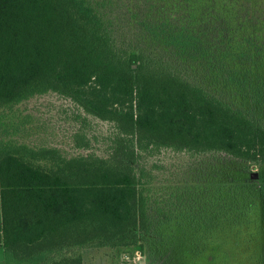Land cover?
Returning a JSON list of instances; mask_svg holds the SVG:
<instances>
[{
	"label": "trees",
	"instance_id": "trees-1",
	"mask_svg": "<svg viewBox=\"0 0 264 264\" xmlns=\"http://www.w3.org/2000/svg\"><path fill=\"white\" fill-rule=\"evenodd\" d=\"M100 5L0 0V264H84L85 248L142 249L150 225L142 152L264 163V9L214 0L208 16L143 14L141 35L154 43L137 49L112 39ZM47 91L114 123L107 156H66L10 136L9 111ZM186 189L188 216L199 194L211 206L214 195L245 190L211 180Z\"/></svg>",
	"mask_w": 264,
	"mask_h": 264
},
{
	"label": "rangeland",
	"instance_id": "rangeland-1",
	"mask_svg": "<svg viewBox=\"0 0 264 264\" xmlns=\"http://www.w3.org/2000/svg\"><path fill=\"white\" fill-rule=\"evenodd\" d=\"M98 1L112 39L137 49L154 43V39L142 37L140 15L163 11L205 16L214 13V0H191L189 5L185 0ZM243 1L250 4V10L264 9V0ZM197 78L218 92L209 81H202L200 75ZM230 100L241 105L236 98ZM5 119L16 141L34 147H57L66 156H107L117 133L112 121L86 112L70 97L55 91L21 101ZM77 140L87 144L77 146ZM139 164L145 168L148 181L144 194L150 223L141 241L142 249L131 245L85 248L84 264H260L264 250V163L255 166L216 153L194 155L163 149L142 152ZM253 171L257 175L252 177ZM207 180L225 192L230 186L237 190L243 186L245 190L228 200L214 195L211 206H206V195L199 194L190 208L195 212L188 216L187 186H202Z\"/></svg>",
	"mask_w": 264,
	"mask_h": 264
},
{
	"label": "water",
	"instance_id": "water-1",
	"mask_svg": "<svg viewBox=\"0 0 264 264\" xmlns=\"http://www.w3.org/2000/svg\"><path fill=\"white\" fill-rule=\"evenodd\" d=\"M257 174H256V172L255 171H253V172H251V176L253 177V176H256Z\"/></svg>",
	"mask_w": 264,
	"mask_h": 264
}]
</instances>
